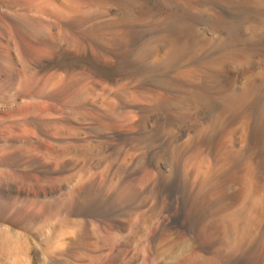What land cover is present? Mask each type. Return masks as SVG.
Returning a JSON list of instances; mask_svg holds the SVG:
<instances>
[{"label": "bare ground", "instance_id": "obj_1", "mask_svg": "<svg viewBox=\"0 0 264 264\" xmlns=\"http://www.w3.org/2000/svg\"><path fill=\"white\" fill-rule=\"evenodd\" d=\"M0 264H264V0H0Z\"/></svg>", "mask_w": 264, "mask_h": 264}, {"label": "rangeland", "instance_id": "obj_2", "mask_svg": "<svg viewBox=\"0 0 264 264\" xmlns=\"http://www.w3.org/2000/svg\"><path fill=\"white\" fill-rule=\"evenodd\" d=\"M184 249H185V247L182 248V251H184ZM179 254H180V253H179ZM179 254H175V255L171 256L170 259H172V257H173V258H174V257H178Z\"/></svg>", "mask_w": 264, "mask_h": 264}]
</instances>
